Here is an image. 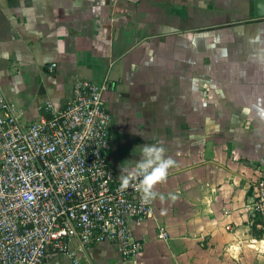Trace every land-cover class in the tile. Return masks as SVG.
Wrapping results in <instances>:
<instances>
[{
	"label": "crops",
	"instance_id": "0c3cea01",
	"mask_svg": "<svg viewBox=\"0 0 264 264\" xmlns=\"http://www.w3.org/2000/svg\"><path fill=\"white\" fill-rule=\"evenodd\" d=\"M256 1L0 0V87L24 121L47 114L46 101L64 105L76 80L93 81L105 87L118 178L147 143L177 162L153 215L129 220L143 252L124 259L105 241L78 264H264L245 210L264 174Z\"/></svg>",
	"mask_w": 264,
	"mask_h": 264
},
{
	"label": "built area",
	"instance_id": "2783aa9c",
	"mask_svg": "<svg viewBox=\"0 0 264 264\" xmlns=\"http://www.w3.org/2000/svg\"><path fill=\"white\" fill-rule=\"evenodd\" d=\"M104 88L78 79L64 105L46 101L47 114L24 121L0 87V264H48L59 255L78 264L105 241L124 259L143 252L129 220L150 218L153 200L122 191L108 163ZM252 186L245 210L264 240V174Z\"/></svg>",
	"mask_w": 264,
	"mask_h": 264
},
{
	"label": "clouds",
	"instance_id": "9594fccd",
	"mask_svg": "<svg viewBox=\"0 0 264 264\" xmlns=\"http://www.w3.org/2000/svg\"><path fill=\"white\" fill-rule=\"evenodd\" d=\"M139 149V160L129 161L132 166L121 169L120 189L134 187L141 194L142 202L149 203L158 196L156 186L167 180L169 170L176 167L177 162L167 156L165 148L159 144L147 143Z\"/></svg>",
	"mask_w": 264,
	"mask_h": 264
},
{
	"label": "water",
	"instance_id": "95a60500",
	"mask_svg": "<svg viewBox=\"0 0 264 264\" xmlns=\"http://www.w3.org/2000/svg\"><path fill=\"white\" fill-rule=\"evenodd\" d=\"M263 3H264V0H257L256 1V4L258 5H260L261 7H263L262 5H263ZM257 14H264V11H263V9L262 10H260V11H258V13ZM48 117H49V115H47Z\"/></svg>",
	"mask_w": 264,
	"mask_h": 264
}]
</instances>
